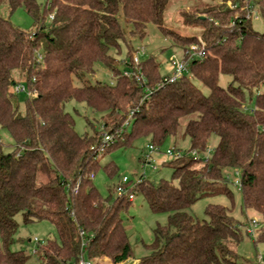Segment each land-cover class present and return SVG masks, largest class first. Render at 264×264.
I'll use <instances>...</instances> for the list:
<instances>
[{
    "label": "trees",
    "instance_id": "1",
    "mask_svg": "<svg viewBox=\"0 0 264 264\" xmlns=\"http://www.w3.org/2000/svg\"><path fill=\"white\" fill-rule=\"evenodd\" d=\"M173 1L47 0L43 5L39 0H0L10 13L23 8L35 23L29 33L0 16V131H7L15 144L12 152H0V264H32V256L11 249L19 215L25 224L48 221L56 228L58 239L37 245L40 264L75 262L81 231L92 237L91 259L109 257L118 264L132 258L123 215L133 202L128 196L115 198L116 186L104 197L91 176L101 169L110 179L119 175L114 162L102 167L95 152L103 132L122 129L135 109L132 130L123 129L104 155L132 148L141 139L162 147L184 119L190 154L206 151L210 139L219 138L207 163L186 153L163 164L173 170L171 180L142 178L135 186L152 213L168 215L167 224L154 229V241L138 264H254L239 263L231 247L244 237L226 207L209 205L207 221L195 220L187 211L204 197L226 195L233 202L227 172H239L243 210L262 220L254 244H264V34L228 4L243 6L247 0H210L181 13L184 25L202 26L201 35H179L165 25ZM254 1L264 18V0ZM120 15L131 26V36L144 39L147 25L154 24L176 48L204 45L205 59L189 65L191 78L184 75L161 88L160 64L154 57L145 59L140 66L147 83L141 86L123 76L121 62L110 55L112 49L120 53L121 42H127ZM99 62L113 74L114 84L89 83L87 76L95 74ZM122 64L135 69L130 48ZM221 75L232 78L227 88L219 85ZM19 83L31 94L24 110L14 93ZM147 88L154 91L142 102ZM246 93L256 96L252 112L245 108ZM72 102L101 115L102 130L87 120L92 133L78 134L66 111ZM78 182L75 195L71 189Z\"/></svg>",
    "mask_w": 264,
    "mask_h": 264
},
{
    "label": "rangeland",
    "instance_id": "2",
    "mask_svg": "<svg viewBox=\"0 0 264 264\" xmlns=\"http://www.w3.org/2000/svg\"><path fill=\"white\" fill-rule=\"evenodd\" d=\"M47 0H39L40 4H45ZM211 2L210 0H176L172 2L169 7L168 13L165 16V25L174 30L182 36H200L202 33V26L188 27L184 25L181 17L182 12H191L194 8L203 6ZM256 13L253 15L252 25L254 29L260 34H264V18L260 14L261 5L255 9ZM239 12H242L239 10ZM239 14V13H236ZM0 16L9 20L14 26L23 31L32 33L35 30V23L33 19L27 14L23 8H19L13 13H10L6 4L0 6ZM122 26L126 29L127 42H121V52L117 53L115 49L110 52L111 56H116L120 63V70L124 73L127 68L122 64L128 58L130 48V55L133 57L140 49H145V55H140L141 61L154 57L161 66V74L163 77L168 76L172 71L170 64L173 57H180L182 50L174 47L172 41L166 38L154 24H148L146 28V37L140 39L133 37L129 34L131 26L125 23L123 15L119 16ZM185 76L191 78L190 72H186ZM89 83L95 85L97 83L111 85L114 84L116 79L113 74L105 67L102 62L95 65V74L87 76ZM232 82V78L227 75H221L219 85L227 88ZM196 86L208 95L209 90L200 82L195 81ZM76 86L81 84L76 81ZM30 95L19 94L16 95L21 109L24 110L25 103ZM256 107V96H250L246 93L245 108L247 112H252ZM68 111L75 119V130L78 134L84 135L92 133V129L87 125V120L92 121L96 129H101L102 116L89 109L85 104L72 102L66 106ZM188 119L181 121V126L178 129L176 136L167 140V142L160 147V151L153 155L157 170L150 167H144L143 162L145 156L149 153V141L147 139L138 140L132 148L114 151L111 154L104 155L99 158L102 167L108 163L114 162L119 169V175L110 179L106 172L101 169L94 178V184L100 193L107 197L109 195V188L118 186L120 181L126 177L132 183H136L139 178L148 180L150 182L158 183L162 179L171 180L173 170L164 166V163H169L174 159L175 154L181 152L191 156L190 154V141L184 136L185 125ZM132 124V122H131ZM129 130H132L130 125ZM219 142L217 136L210 139L208 148L215 151ZM15 149V144L11 139L9 133L5 130L0 131V152L10 153ZM174 149V156H168L167 151ZM230 178L229 189L233 195V202L226 195L210 196L201 198L191 209L187 211L190 217L199 221H207L206 209L209 205H221L226 207L230 214L235 218L243 230V241L239 246L231 245L240 257L239 263L253 262L259 264L260 257H264V244H254V238L246 235L245 228L249 225L251 219L256 218L262 223L260 216L251 211L243 210V197L240 190L235 185V181L239 180V175L234 171L227 172ZM116 198V194H113ZM16 222L19 225V231L15 237V242L11 246L12 250H22L26 255L32 256V264H40L33 253L36 249L34 239L37 238L41 242L48 239H58V234L55 226L48 221L33 222L25 224L21 215L16 217ZM168 215L152 213L147 202L141 194H136L133 205L123 215V223L127 231L130 244L133 250V256L125 262V264H138L139 261L148 254L146 245H150L154 241V229L157 225L165 226L167 224ZM103 257L97 260L98 264H107L106 259Z\"/></svg>",
    "mask_w": 264,
    "mask_h": 264
},
{
    "label": "built area",
    "instance_id": "3",
    "mask_svg": "<svg viewBox=\"0 0 264 264\" xmlns=\"http://www.w3.org/2000/svg\"><path fill=\"white\" fill-rule=\"evenodd\" d=\"M228 4L232 8V10H234V11L241 10L242 12H244L245 17L248 20L253 19V15L256 13L255 9L257 8V6L259 7V4H257L254 0H247L245 5H243V6H237V5L232 6L231 3H228ZM237 13H239V12H237ZM236 19H237V16H236ZM206 54L207 53H206L204 45L195 44V45L190 46L187 50H182V54L179 58L173 57V59H171L170 64L172 66V71L168 76L163 77L162 82L158 85L157 88L164 87L165 85L174 83L177 80H179L180 78H182L186 74V72L189 71V65L193 61H200V62L203 61L206 57ZM140 55H145V49L144 48H140L135 53V55L132 57V63L134 65L135 69L134 70L127 69L124 73H122V75L126 76L128 78H132V79L136 80V82L139 83L141 86H144V85H146L147 81L143 75V69L140 66V63L142 62ZM153 91H154L153 89L147 88L146 93H145V97L142 99V102L148 101L150 99V96L152 95ZM14 93L16 95H19L22 93L27 94V95H31L30 91L28 90V88L26 87V85L24 83H19V84L15 85L14 86ZM135 111H136V109L132 110L129 113L126 121L124 122L122 129L116 130L113 133H110L107 131L103 132L102 138H101V144H100V146H98V148L96 149V152H95L96 159H99L100 157L104 156L106 148L116 141V139L122 133L123 129H129V127L131 125V121L134 118ZM102 128L103 127H101V130H102ZM148 149H149L150 155L145 156L143 166L144 167H150L153 170H157L153 155L160 151V147L150 144ZM174 152H175L174 149L168 150L167 155L172 157V156H174ZM213 152H214L213 150L207 148L206 151L201 152V153L197 152V151H193V152H191V156L197 160H201L203 163H207L210 160ZM183 156H184V154H182L181 152H178L177 154H175L174 159L175 158H181ZM236 174L239 175V172H236ZM91 178L94 179L95 176L92 175ZM141 181H142V178H139L136 183H132L128 178L124 177L117 186L116 196L118 198L128 196L129 201L133 202L135 199V196L137 194L136 191L134 190V188ZM235 185L240 190V188H241L240 179L235 181ZM68 188H69V186H68ZM79 188H80V184L78 182L71 189L72 193L75 195L78 194ZM261 226H262V223H260V221L258 219L253 218L250 220L249 225L246 226L245 229H246V232L249 235V237L256 239ZM79 236H80V240H81L80 241V255H79V258L75 262H73L72 264H98L97 260L91 259L88 255V246L91 242L92 237H88L87 234L83 231H81L79 233ZM34 243L36 244V247H37L38 244H43L44 242H41L39 239L35 238ZM35 252H36V249L33 250V253H35ZM100 259H99V261H100ZM125 262L118 263V264H125ZM106 263L107 264H116L110 258L106 259ZM259 264H264V257H260Z\"/></svg>",
    "mask_w": 264,
    "mask_h": 264
},
{
    "label": "water",
    "instance_id": "4",
    "mask_svg": "<svg viewBox=\"0 0 264 264\" xmlns=\"http://www.w3.org/2000/svg\"><path fill=\"white\" fill-rule=\"evenodd\" d=\"M202 19H205V17H202Z\"/></svg>",
    "mask_w": 264,
    "mask_h": 264
},
{
    "label": "crops",
    "instance_id": "5",
    "mask_svg": "<svg viewBox=\"0 0 264 264\" xmlns=\"http://www.w3.org/2000/svg\"><path fill=\"white\" fill-rule=\"evenodd\" d=\"M173 2H176V0H174Z\"/></svg>",
    "mask_w": 264,
    "mask_h": 264
}]
</instances>
